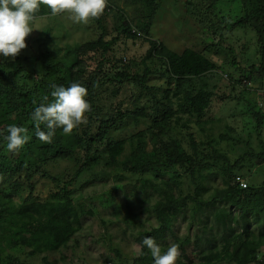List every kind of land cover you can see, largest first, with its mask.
I'll list each match as a JSON object with an SVG mask.
<instances>
[{"label": "trees", "instance_id": "obj_1", "mask_svg": "<svg viewBox=\"0 0 264 264\" xmlns=\"http://www.w3.org/2000/svg\"><path fill=\"white\" fill-rule=\"evenodd\" d=\"M122 1L138 5L132 9L135 17L120 9L118 0H106L103 12L90 21L99 30L98 36L78 45L73 54L67 51L65 61L53 57V53L57 55L55 50H40L33 59L39 62L43 72L32 78V82L21 69V60H26L23 50L13 61L0 58V264H23L17 252L34 258L66 247L82 229L83 216L93 215L96 210L84 209L82 189L87 185L94 182L105 185L112 178L120 182L136 176L144 186L149 177L167 174L170 182L183 186L184 181L187 183L195 172L207 166V160L220 168L224 188L215 192L208 202L200 198L204 190L200 185L183 198L165 196L153 208L159 227L142 231L136 238L141 252L146 253V248L141 247L143 238H161L170 229L176 214H184L190 207L192 224L201 219L205 208L211 207L206 212L210 227L203 225L200 233L192 236L196 241L194 246L200 249V264H264V177L256 182L263 176L260 172L264 171V142L258 138L259 151L244 153L235 163H216L221 155L213 140L196 139L191 127L205 121L213 100L224 102L226 99L209 82L217 76L219 67L205 56L207 48L201 52L185 49L177 54L152 39L153 20L164 0ZM219 1L226 4L227 11L237 10L231 28L253 33L260 62L243 69L241 74L245 83L255 80L261 84L264 80V0H209V4L213 8ZM36 15L37 18L51 16L44 5ZM107 16L115 20L113 25L106 21ZM226 18L229 16L221 17V22ZM119 40L147 42V51L138 60L143 66L141 69H132L137 67L133 58L126 61L116 58L114 46ZM215 48L221 50L219 44ZM13 63L19 68L7 69ZM149 65L157 68L151 69ZM230 65L239 70L234 58ZM155 74L164 85L150 83L157 78ZM72 82L82 84L87 90L90 110L86 113V122L71 134L57 129L51 143L39 141L34 135L31 112L44 96L48 95L51 100L53 85L67 87ZM108 86H112L110 96H122V101L128 104L119 103L115 110L96 106L97 97L109 90ZM251 115L258 116L254 111ZM12 124L28 128L31 136L15 154L5 149L3 140L7 126ZM180 130H187L188 139L183 140ZM198 131L202 133L204 128L201 126ZM219 137L224 140L228 136ZM233 143L239 140L233 139ZM245 158L254 160L241 165ZM59 161L65 165L62 169L56 165ZM36 174L47 182L44 192L38 190ZM118 189L124 192V184L110 188L107 198L101 197V206L115 208L114 191ZM92 197L84 199L90 202ZM213 228L216 232L210 237ZM92 242L98 243L97 239ZM174 242L181 254L177 264H184V259L190 261L186 247L189 240L176 238ZM108 247L115 259L112 264L121 263L118 249L111 243ZM146 261H152L148 254L137 256L131 264Z\"/></svg>", "mask_w": 264, "mask_h": 264}, {"label": "rangeland", "instance_id": "obj_2", "mask_svg": "<svg viewBox=\"0 0 264 264\" xmlns=\"http://www.w3.org/2000/svg\"><path fill=\"white\" fill-rule=\"evenodd\" d=\"M118 4L120 9L130 16H133L132 9H136L138 6L125 4L122 0H118ZM225 6L226 4L221 3V1L212 8L209 0H164L153 20L150 32L152 39H156L168 50L177 54L185 49L201 52L207 48L205 56L219 67V70L215 72L217 76H213L209 82L216 85L217 93L223 94L226 99L224 102L213 100L205 121L200 125L191 127V131L200 141L213 140V146L218 149L217 151L221 155L216 163L221 165H225L224 161L229 164L239 161L244 153H257L259 151L258 138L264 142V80L261 84L255 80L245 83L241 74L243 69L258 65L260 62L255 38L249 30L231 28L237 10L231 11L229 9L227 11ZM223 16H229V19L226 18L225 21L221 22ZM229 20L231 22L228 24ZM106 21L112 22L110 25L115 22L111 16H107ZM94 27L95 25H90V22L88 24L73 23L66 14L38 17L34 22V30L25 37L26 48L23 49L22 54L26 60L20 62L23 67L21 69L30 76V82H32V78L39 77L38 75H41L39 73L43 72L39 62L37 64L33 59L40 50H50L51 52L55 50L57 55L53 53V57L58 56V61H65L68 58L67 51L73 54V50L78 45L98 36L99 30ZM214 31L215 33H213ZM217 44L221 50L215 48ZM114 47L117 50L116 58H122L125 61L128 58H133L137 67L132 69L143 67L138 60H141V57L146 53L147 42L135 40L133 43L119 40ZM124 50L126 53H122ZM233 58L239 70L230 65ZM149 67L156 69L157 65H149ZM8 68L15 70L19 67L13 63ZM220 68L223 70L220 71ZM155 77L157 78L150 81L151 84L164 85L160 76L155 74ZM109 87L112 86H108L109 90L97 97L96 106L101 107L102 110H115V105L119 103L128 104L127 101H122V96H110L111 88ZM237 96H239V100H237ZM251 111L257 112L258 116L251 115ZM258 120L259 122H257ZM259 123L260 126H257ZM201 126L204 128L202 133L198 131ZM178 132L183 135V140L188 139L187 130ZM259 133L261 136L258 137ZM219 135H227L228 137L223 140L220 139ZM233 139L239 140V143L234 145ZM185 147L187 148V146ZM250 160L245 158L241 165H248L254 159ZM206 163L207 166L199 172H195L191 178H188L187 183L182 182L183 186L170 182V177L167 174L157 178L149 177L144 186L136 176L126 177L120 182L113 181L112 178L107 180L105 185H100V182L89 184L82 189L83 201L85 202L83 206H85V210H96L93 215L83 216L82 229L66 247L34 258L25 257L20 252L16 254L23 261V264H112L115 263V259L109 252L108 245L111 243L120 254L121 263L119 264H131L132 260L140 255L148 254L151 256L147 249L145 250L146 253L141 252L136 238L142 231L148 232L159 227L153 213L156 203L162 201L169 194L172 197L183 198L186 194L193 193L199 185L204 188L200 193V198L202 197L203 201L208 202L215 192L224 188L225 184L222 179L223 175L220 174V168L214 167L215 163L211 160H207ZM56 165L60 169L65 166L60 161ZM262 174L263 176L258 177L256 182L264 177V171L261 170L260 175ZM35 179L38 183V190L44 192L48 186L46 185L47 182L42 180L38 174H36ZM122 184H124V192L121 189L114 191V198L117 201L116 207L105 208L101 206V197L102 199L107 198L110 188L112 190L113 186L116 188ZM92 195L90 202L84 199ZM189 208L185 209L184 214H176L173 217L170 229H166L161 238L153 239L161 245L162 251L166 250L170 244L175 243L176 238L188 239L189 243L186 244L187 255L191 260L184 259L183 263L200 264L201 261L198 258L200 249L194 246L196 241L192 236L199 232L203 225L210 227L211 223H209L206 215L209 213L206 212H210L211 207L205 208L203 210L205 213L203 212L201 219L192 224H190L191 211ZM257 230L259 231V227ZM214 232L216 229L213 228L210 237ZM94 239H97L98 243L92 242ZM43 258L45 261L42 260ZM147 263H152V261H146L145 264Z\"/></svg>", "mask_w": 264, "mask_h": 264}, {"label": "clouds", "instance_id": "obj_3", "mask_svg": "<svg viewBox=\"0 0 264 264\" xmlns=\"http://www.w3.org/2000/svg\"><path fill=\"white\" fill-rule=\"evenodd\" d=\"M41 5L46 6L52 16L66 14L73 23L88 24L103 12L106 0H0V58L14 59L26 48L25 37L34 30ZM52 88L51 100L48 95L44 96L31 112L34 135L43 143H51L57 129L71 134L86 122V113L90 110L87 90L82 84L72 82L67 87L53 85ZM30 139L28 128L8 125L7 135L3 137L4 147L15 154ZM141 247L150 252L152 264H176L181 255L177 244L172 243L162 251L161 245L150 236L143 238Z\"/></svg>", "mask_w": 264, "mask_h": 264}]
</instances>
